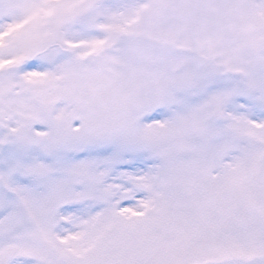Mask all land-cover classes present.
Listing matches in <instances>:
<instances>
[{"label": "snow or ice", "instance_id": "snow-or-ice-1", "mask_svg": "<svg viewBox=\"0 0 264 264\" xmlns=\"http://www.w3.org/2000/svg\"><path fill=\"white\" fill-rule=\"evenodd\" d=\"M0 264H264V0H0Z\"/></svg>", "mask_w": 264, "mask_h": 264}]
</instances>
